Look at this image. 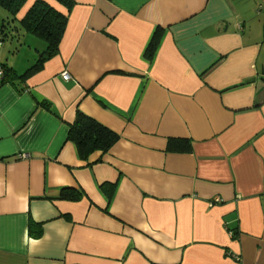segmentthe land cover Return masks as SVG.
Segmentation results:
<instances>
[{"label":"crops","instance_id":"1","mask_svg":"<svg viewBox=\"0 0 264 264\" xmlns=\"http://www.w3.org/2000/svg\"><path fill=\"white\" fill-rule=\"evenodd\" d=\"M46 1L58 55L0 84V264H264V0ZM78 111L108 153L80 158Z\"/></svg>","mask_w":264,"mask_h":264},{"label":"trees","instance_id":"2","mask_svg":"<svg viewBox=\"0 0 264 264\" xmlns=\"http://www.w3.org/2000/svg\"><path fill=\"white\" fill-rule=\"evenodd\" d=\"M29 0H0V7L8 14L6 19L2 20V30L0 31V42H7L9 38L11 23H18V27L14 29L17 32L24 31L28 34L35 35L38 38L47 42L46 50L43 51L36 60L35 65L19 75L14 68L6 62L0 63V84L12 83L15 84L17 79L26 80V78L35 74L42 69L47 60L55 57L59 53V46L62 42V37L67 28L66 24L68 16L59 11L51 3L46 0H35L32 6L25 12L24 17L20 20V13L25 8ZM65 6H72L70 0H54ZM9 30V31H8ZM12 31V30H11ZM162 34L157 31L153 41L148 46V58H152ZM69 140L78 148L81 159L87 161L89 156L96 152L101 154L108 153L111 148L120 140V135L111 129L107 128L101 122H97L82 111L70 126ZM169 152H190L191 148L185 140L171 139L169 142ZM116 184L104 183L101 188L108 198L113 197V191ZM60 200L71 202L81 201L86 197L84 191L74 188H65L59 195ZM29 234L32 236H42V225L31 223Z\"/></svg>","mask_w":264,"mask_h":264},{"label":"rangeland","instance_id":"3","mask_svg":"<svg viewBox=\"0 0 264 264\" xmlns=\"http://www.w3.org/2000/svg\"><path fill=\"white\" fill-rule=\"evenodd\" d=\"M8 14L0 7V31L2 30V20L6 19ZM15 27H18V23H11L8 28L10 35L8 39H6V47H0V60L2 62L14 61L15 57H19L18 62L19 65L25 66L26 69L31 67V65H35L37 60V56L35 55L33 59V53H37L35 50L43 51L46 48V44L44 41L37 38L35 35L28 34L24 31L17 32ZM12 30V31H11ZM18 55V56H14ZM37 57V58H36ZM27 60H31L30 63H25ZM9 65L10 63L7 62Z\"/></svg>","mask_w":264,"mask_h":264},{"label":"built area","instance_id":"4","mask_svg":"<svg viewBox=\"0 0 264 264\" xmlns=\"http://www.w3.org/2000/svg\"><path fill=\"white\" fill-rule=\"evenodd\" d=\"M61 75H62V77H63V79H64L65 81L70 80V75H69L68 73L64 72V73L61 74ZM216 201H217V202H220L219 199H216Z\"/></svg>","mask_w":264,"mask_h":264}]
</instances>
